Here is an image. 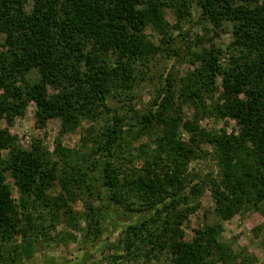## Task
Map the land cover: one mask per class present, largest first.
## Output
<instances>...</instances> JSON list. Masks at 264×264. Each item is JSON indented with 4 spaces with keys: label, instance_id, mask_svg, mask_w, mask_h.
Masks as SVG:
<instances>
[{
    "label": "trees",
    "instance_id": "16d2710c",
    "mask_svg": "<svg viewBox=\"0 0 264 264\" xmlns=\"http://www.w3.org/2000/svg\"><path fill=\"white\" fill-rule=\"evenodd\" d=\"M193 3L215 33L231 28L226 52L215 44L202 46L191 53L194 69L185 76L174 78L167 66L144 113L133 108L135 115H128L125 107L115 111V98H133L139 66H147L160 51L148 31L174 57L175 37L165 9L184 20ZM32 75L38 77L35 83L29 81ZM31 102L37 126L59 119L61 136L84 119H105L104 129L86 141L95 159L83 166L67 164L63 171L40 141L24 150L8 129L0 130V245L20 231L21 208L49 209L55 227L59 213H71L69 203L80 197L75 184L77 189L84 184L89 197L102 201L104 193L108 205L130 217L114 222L106 237L103 225L113 210L107 206L92 217L94 240L103 239L104 245L98 254H108L114 263L133 260L154 246L170 255L171 264H253L220 234L222 223L243 208L264 215V0H0V119L13 121ZM185 107L193 111L192 119L185 117ZM205 117L235 120L240 132L209 133L199 125ZM129 133L153 138L152 147L139 149L143 173L122 178L123 161L133 153H124L130 148L124 139ZM204 145L215 151L221 182L209 172L204 180L188 174ZM63 153L59 137L56 155ZM8 174L21 194L20 205ZM206 181L212 184L219 223L194 230L187 242L181 227L195 209L181 208ZM58 184L63 192L53 197L50 192ZM95 259L90 253L73 261L91 264Z\"/></svg>",
    "mask_w": 264,
    "mask_h": 264
},
{
    "label": "rangeland",
    "instance_id": "374dc122",
    "mask_svg": "<svg viewBox=\"0 0 264 264\" xmlns=\"http://www.w3.org/2000/svg\"><path fill=\"white\" fill-rule=\"evenodd\" d=\"M26 8L30 11L32 5L27 4ZM165 20L170 25L169 32L175 37L172 49L176 55L172 57L173 52L168 45L162 44L161 46L160 37L149 30L148 35L159 46L160 51L147 66H139L138 73H136L138 82L134 88L133 98H115L113 103L115 111H122L125 107L130 110L128 115H135L131 112L134 108L141 115L149 108L169 64L172 67V76L178 79L194 69L191 58L193 51L199 50L202 46L208 48L209 44H215L217 48L226 52L232 41L231 28L226 26L229 33H215L213 24L203 16L195 3L192 4L190 15L184 20L178 19L171 9H165ZM171 58L174 59L173 62H170ZM227 58V56L224 57L225 60ZM34 75L28 77L31 83L38 80V77ZM184 114L189 119H192L194 115L188 107L184 108ZM104 124L105 119L98 121L84 119L74 131L61 136L62 123L59 119L49 120L42 127L37 126L36 105L31 102L24 114L13 121L7 117L1 118L0 130L8 129L24 150H30L35 140L40 141L52 159L59 160V169L62 168L63 171L67 164L83 166L95 159L92 146L86 141L101 134ZM199 125L209 133L238 135L240 132L237 122L229 118L205 117L199 120ZM136 136L134 133H129L124 137L125 143L130 147L124 153L129 154L130 151L133 153L132 156L127 155L126 160L123 161L124 175L122 178H125L127 174L136 177L143 173L145 161L143 157H139V154L143 150V146L152 147L153 138L145 136L137 139ZM186 136L183 134V138L186 139ZM59 137H61V146L65 155L62 157L56 155ZM202 149L200 158L194 160L188 167L189 176H200L204 180L205 175L209 172L216 182H221V168L213 147L204 145ZM7 183L11 187L15 202L20 205L21 194L9 174ZM74 190L80 197H74V201L69 203L71 213L67 215L63 212L59 213L60 218L56 221L55 227L50 221L49 209L40 206L30 207L28 210L21 208L19 216L21 229L11 242L0 245L2 247H0V264H78L77 260L73 261L77 255L90 253L96 254V259L91 264H171L170 255L161 253L154 246H149L133 260L121 263H114L108 254L100 256L98 253L104 249L103 239L94 240L95 223L92 217H95L99 210L106 212L107 209L104 208L107 206L113 210L111 215H107L108 219L103 225L104 237L109 234L114 222L129 221L130 217L125 216L119 207L108 205V199L104 193H100L103 200L99 201L97 198L88 196L84 184L79 189L75 184ZM98 191H100V186ZM62 192V187L58 184L50 194L56 197ZM187 208L195 209L189 215L188 221H185L181 227L187 242L193 239L194 230L219 223L218 217L215 215L212 184L209 181L202 183L199 195L192 198L190 203L187 206H182L181 209ZM119 235L120 231L117 233V238ZM220 239L230 245L236 253L244 251L253 259V264H264V215L261 211L243 208L231 220L222 223Z\"/></svg>",
    "mask_w": 264,
    "mask_h": 264
}]
</instances>
